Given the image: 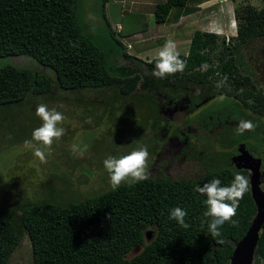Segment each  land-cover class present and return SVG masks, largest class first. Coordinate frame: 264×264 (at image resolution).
Returning a JSON list of instances; mask_svg holds the SVG:
<instances>
[{
    "label": "trees",
    "instance_id": "trees-1",
    "mask_svg": "<svg viewBox=\"0 0 264 264\" xmlns=\"http://www.w3.org/2000/svg\"><path fill=\"white\" fill-rule=\"evenodd\" d=\"M107 1L93 0V5H98L109 32L122 45L119 57L126 63L118 73L110 70L106 51L87 31L79 12L81 0H0V56L28 55L48 71L14 63L0 65V106L22 103L30 94L50 95L56 87H105L106 91L115 86L116 93L126 95L153 83L156 93L165 95L164 101L158 96L160 110L161 104L175 94L169 86L185 85L184 80L210 85L205 94L216 91L229 95L235 104L249 101L252 91L240 64L245 62L243 52L247 54L254 42L264 39V5L235 9L237 38L231 44L225 42V35L195 29L188 51L181 53L187 61L184 72L158 79L152 75L156 56L143 59L124 49L128 42L125 44L123 39L147 28L148 20L140 19L136 29L126 28L124 21L113 27L105 11ZM186 1H157L153 8L155 21L164 22L173 5H184ZM202 64L208 65L206 71L201 70ZM224 75L229 78L227 85L217 88V81ZM209 98L206 96L199 104ZM198 134L203 136L201 131L188 134L189 143L176 158L204 166L197 176H170L162 170L168 162L164 159L158 160L160 170L156 175L134 185L122 183L116 190L109 187L89 195L62 196L66 185L56 198L43 196L14 205L5 202V209L0 208V264L8 263L24 232L30 242L32 264H229L235 243L256 212V204L249 183V191L234 217L236 226L225 223L221 235L215 238L207 224L201 226L207 205L206 196L196 191L197 186L216 178L228 185L236 173L247 174L245 169L234 170L227 164L219 142L216 150L207 142L198 146ZM176 206L188 212L186 222L190 228L168 218ZM148 229L150 238L145 236ZM134 248L138 249L131 253ZM254 260L264 264V222Z\"/></svg>",
    "mask_w": 264,
    "mask_h": 264
},
{
    "label": "rangeland",
    "instance_id": "rangeland-1",
    "mask_svg": "<svg viewBox=\"0 0 264 264\" xmlns=\"http://www.w3.org/2000/svg\"><path fill=\"white\" fill-rule=\"evenodd\" d=\"M148 2L147 0L134 3L108 0L105 5L106 15L113 27L117 22L124 21L126 28L136 29L135 26L140 19L142 22L148 20L147 28L135 32V34L139 32V35L132 36V34L130 37L122 38L125 44L128 42V47L124 49L146 59L158 53H153L155 48L163 46L158 44L172 38L179 39V33H182L183 38H191L199 26L197 18H184L181 20V25L175 22L180 9L185 5L175 6L168 20L157 23L151 10L152 5ZM122 4L124 9L121 8ZM187 4L194 5L195 1L189 0ZM207 4H214L218 12L215 21L224 23V29L227 30L220 34H228L225 35V42L231 44L237 38L238 17L235 15V9L249 4L259 8L264 5V0H209ZM80 5L79 12L87 24L86 29L91 32L93 40L106 51L110 70L115 73L120 72L122 63H126L119 57V53L123 51L122 45L114 40L99 13L98 5H96L97 9L94 7L93 0H81ZM199 10H202V7ZM208 10H212V7ZM149 28L161 30L162 35L153 38L156 32L152 31V33ZM115 35L120 37L117 32ZM188 46L189 44L179 45L178 50L184 53L187 48L189 49ZM243 55L245 57L244 52ZM5 63L27 65L33 69L44 68L48 73L47 67L28 55L0 56V65ZM49 74L52 75L50 72ZM150 85L145 89L142 86L138 87L134 92L126 95L116 93L115 86H109L106 91L103 90L105 87L93 89L56 87L50 95L49 93L30 94L22 103L0 106V208L5 209L3 208L5 202L14 205L21 200H36L43 196L56 198L55 196L66 185L68 187L62 196L78 197L106 190L111 185L109 174L103 165L104 159L110 155L117 157L126 155L140 146L148 147L150 152L148 172L151 176L156 175L158 170L155 166H149L156 162L160 153L161 158L164 159L171 158V155L175 154L176 147L167 143L173 136L174 128L187 120V117L178 111L173 113L175 123L165 119L158 109L155 86L153 83ZM168 89L176 92L181 87L170 85ZM205 92L207 90H203L200 94ZM221 96L224 99H219ZM233 100L232 96L222 94L205 102L198 110L205 113L219 107L231 113L233 118L240 117L244 108L236 107L237 104ZM41 103H46L49 108H56L66 117L61 125L66 130L65 134L54 142L46 164L41 163L39 158L34 156L32 149L24 146L25 140L31 139L32 131L42 123L35 114L36 107ZM236 127L226 122L217 131L208 132L203 136L198 134L195 137L196 142L198 146L199 143L200 146L205 145V142L210 143L211 149L214 150L221 144V148L224 147L223 151L227 153L239 136ZM204 170L202 165L184 159H174L168 165V173L172 177L197 176ZM137 249L134 248L131 253ZM7 264H32L30 242L25 232L22 233Z\"/></svg>",
    "mask_w": 264,
    "mask_h": 264
},
{
    "label": "clouds",
    "instance_id": "clouds-1",
    "mask_svg": "<svg viewBox=\"0 0 264 264\" xmlns=\"http://www.w3.org/2000/svg\"><path fill=\"white\" fill-rule=\"evenodd\" d=\"M186 67L187 61L181 58L177 43L173 39H168L157 53L152 75L158 79H164L176 73L184 72ZM207 68V64L201 65V70L206 71ZM228 79V76L224 75L217 81L216 87L226 86ZM219 99L222 100L224 97L221 96ZM35 114L42 123L32 131L31 139L25 140L24 146L32 149L34 156L38 157L41 163L46 164L47 156L51 155L54 142L60 140L65 134L66 130L61 125L66 117L56 108H49L46 103L39 104ZM256 126L252 120L241 119L236 127V133L243 135L245 132L254 131ZM73 151H76L75 147ZM149 158L150 152L147 146H140L119 157L112 155L106 157L103 165L109 174L111 187L116 190L122 183L134 185L149 179ZM196 191L206 196L207 210L203 213L205 219L201 221V226L207 224L208 232L215 238L221 235V228L225 223H230L233 226L238 224L234 217L237 215L240 201L249 191V178L241 173H236L228 185H223L222 181L216 178L203 184V186L198 185ZM187 216L188 212L185 209L176 206L170 210L168 218L176 221L179 226L188 229L191 225L186 222Z\"/></svg>",
    "mask_w": 264,
    "mask_h": 264
},
{
    "label": "flooded vegetation",
    "instance_id": "flooded-vegetation-1",
    "mask_svg": "<svg viewBox=\"0 0 264 264\" xmlns=\"http://www.w3.org/2000/svg\"><path fill=\"white\" fill-rule=\"evenodd\" d=\"M250 47L245 57L243 56L245 62L240 65L241 68H244L243 74L248 75L247 82L252 93L248 95L249 101L245 105L237 104L236 107L244 108L240 113V117H236L239 119L233 118L231 113L219 107L205 113L202 110H198L205 102L216 98L219 94H216V91L211 92V94H200L211 86H205L202 82H194L192 80H184L185 85L180 84L181 89L176 90L173 97L167 98L165 103L161 104L160 111L166 119H170L175 123L173 113L178 111L187 117V120H184L182 124L179 123L180 127L174 128L173 136L167 143L173 147L175 146L176 149L174 150L175 154L171 155V158H168V162L162 166L163 171L168 173V165L178 158V154L185 143H189L187 140V138L189 139L188 134L201 131L204 135L218 130L226 122L237 126L241 119L252 120L257 125L255 130L239 135L233 147L226 153L225 160L227 158V164L234 170L245 169L249 179L252 169L256 168L259 172V178H261L260 186L264 188V39L262 41L259 39ZM157 93L164 101L165 95L160 91ZM208 95H210V98L199 104ZM244 149L246 151L241 156L240 151ZM159 158H161V153L157 156L156 162L153 163L158 172L160 168H157L155 164H158ZM170 159L172 161H169ZM161 160H164V158L162 157ZM241 164L249 166L245 167Z\"/></svg>",
    "mask_w": 264,
    "mask_h": 264
},
{
    "label": "water",
    "instance_id": "water-1",
    "mask_svg": "<svg viewBox=\"0 0 264 264\" xmlns=\"http://www.w3.org/2000/svg\"><path fill=\"white\" fill-rule=\"evenodd\" d=\"M245 151L246 149L240 151V155L243 156ZM241 165H244L245 167L249 166L245 164ZM260 182L261 178H259V172L256 168L252 169L249 183L251 195L256 204V212L254 213L244 235L235 243L229 264H256L254 253L259 238V232L264 222V188L260 186ZM150 232L149 229L145 231L146 238L151 237Z\"/></svg>",
    "mask_w": 264,
    "mask_h": 264
},
{
    "label": "crops",
    "instance_id": "crops-1",
    "mask_svg": "<svg viewBox=\"0 0 264 264\" xmlns=\"http://www.w3.org/2000/svg\"><path fill=\"white\" fill-rule=\"evenodd\" d=\"M122 1L123 2L124 1L125 2H128L129 1L130 3H134V2L139 1V0H122ZM147 1H149L148 2L149 5H152V9L151 10H153L155 3L157 1H162V0H147ZM188 1L189 0H187L186 3L184 4L185 5L184 8H181L180 9V13L177 15L178 17H177V19L175 21L176 23L179 22V24L181 25V20H183L184 18H188V17L189 18H197V22H198L199 26L196 29L206 30V31H213V32H218V33H222L224 31H227V30L224 29V25H223L224 23L223 24H221V22L216 23V21H215L216 17L215 16H216V13H218V12L215 10L214 4L213 5L210 4L211 6L207 4L209 0H203V1L194 0L195 1V4L194 5L187 4ZM214 1H216V0H214ZM142 2H143V0H142ZM175 6H177V5H173L170 8V11H169V13L167 15L166 20L169 19L168 18L169 17V14L171 13L172 9ZM192 6H195V7L194 8H190ZM201 7H202V10H199V9H201ZM210 7H212V10H208ZM121 8L124 9L123 8V4L121 5ZM197 14H199L201 16H199V15L196 16ZM213 21H215V22H213ZM157 23H161V22H157ZM230 27L231 26H229V29H230ZM149 29H150L151 32L152 31L153 32H156V36L153 37V38H156L159 35H162V34H160V33H162L161 30L153 29V28H149ZM232 31L233 30L231 29V33L233 34ZM181 34L182 33H179L178 34L180 36L179 39L172 38L177 43V46H179V45H181V46H187L188 44L190 45V38H188V37L183 38L181 36ZM134 35H139V32L137 34L134 33L132 36H134ZM128 36H131V35H128ZM164 44H165V42L164 43H160L158 45H164ZM160 48L161 47L155 48L153 50V53L155 54V52H158L160 50ZM187 51H188V48L186 49V51L184 53H186ZM140 52H142V51H140ZM135 55H137V54H135ZM155 56H157V53L155 54ZM143 59H146V57H143Z\"/></svg>",
    "mask_w": 264,
    "mask_h": 264
}]
</instances>
